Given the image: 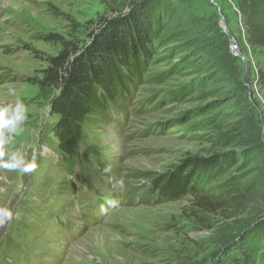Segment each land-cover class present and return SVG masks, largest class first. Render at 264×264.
Here are the masks:
<instances>
[{
    "label": "rangeland",
    "instance_id": "rangeland-1",
    "mask_svg": "<svg viewBox=\"0 0 264 264\" xmlns=\"http://www.w3.org/2000/svg\"><path fill=\"white\" fill-rule=\"evenodd\" d=\"M150 4L156 25L126 115L112 111L86 127L66 172L49 111L57 91L39 86L45 58L58 52L45 38L86 41L100 17L127 12L129 2L0 0V264H212L220 241L191 199L131 201L143 175L218 152L214 126L237 112L211 76L223 54L240 70L236 96L263 127L256 80L264 48L251 54L245 46L237 0Z\"/></svg>",
    "mask_w": 264,
    "mask_h": 264
},
{
    "label": "trees",
    "instance_id": "trees-1",
    "mask_svg": "<svg viewBox=\"0 0 264 264\" xmlns=\"http://www.w3.org/2000/svg\"><path fill=\"white\" fill-rule=\"evenodd\" d=\"M126 2L127 12L100 17L86 41L45 38L58 52L45 58L39 86L57 91L49 111L56 118L52 133L66 172L77 165L86 127L109 119L112 111L126 115L127 102L144 76L156 11L150 10V0ZM237 11L245 46L255 54L264 48V0H237ZM218 61L212 79L223 95L235 98L237 107L235 114L230 113V122L214 126L218 152L185 158L156 177L143 175L144 185L131 202L189 198L198 212L214 219H203L220 241L212 264H264V121L261 128L255 109L236 96L241 83L234 59L223 54ZM257 78L259 86L264 85V64ZM160 126L155 133L165 131Z\"/></svg>",
    "mask_w": 264,
    "mask_h": 264
},
{
    "label": "built area",
    "instance_id": "built-area-1",
    "mask_svg": "<svg viewBox=\"0 0 264 264\" xmlns=\"http://www.w3.org/2000/svg\"><path fill=\"white\" fill-rule=\"evenodd\" d=\"M231 51L232 52H236L237 51V46H236V42L233 41V44L232 46L230 47ZM258 80V79H257ZM256 80V81H257ZM256 83V82H255ZM257 97V100L258 102L260 103V107L262 109V114H263V121H264V99H262L260 96H256ZM263 131H264V127H263Z\"/></svg>",
    "mask_w": 264,
    "mask_h": 264
}]
</instances>
